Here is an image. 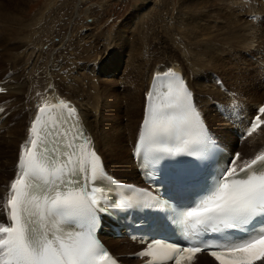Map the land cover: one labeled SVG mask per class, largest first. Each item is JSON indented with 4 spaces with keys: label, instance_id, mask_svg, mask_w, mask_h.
Here are the masks:
<instances>
[{
    "label": "snow or ice",
    "instance_id": "obj_1",
    "mask_svg": "<svg viewBox=\"0 0 264 264\" xmlns=\"http://www.w3.org/2000/svg\"><path fill=\"white\" fill-rule=\"evenodd\" d=\"M164 75L171 78L166 90L145 96L134 157L146 148L156 160L202 159L216 147L214 140L184 80L171 71ZM58 108L66 113L53 116ZM258 113L248 136L264 123V106ZM77 117V109L63 99L38 107L19 149L7 222L0 220V264H117L97 236L98 214L106 211L102 157ZM240 160L235 153L212 177L174 172L173 189L187 192L189 203L172 214L185 244L168 243L174 255L167 260L192 264L204 254L210 264H264V152L243 166ZM159 246L150 242L140 255L152 256Z\"/></svg>",
    "mask_w": 264,
    "mask_h": 264
},
{
    "label": "rangeland",
    "instance_id": "obj_2",
    "mask_svg": "<svg viewBox=\"0 0 264 264\" xmlns=\"http://www.w3.org/2000/svg\"><path fill=\"white\" fill-rule=\"evenodd\" d=\"M3 1L5 2V0ZM241 1L13 0L5 13L7 16L13 15L15 13V3L19 4L17 8L20 10L24 9L25 21L32 25V29L31 33H28L30 30L26 32L27 34L22 40L21 49L12 53L10 58L7 56L6 61H0V70L6 64L11 63L9 71L6 69L0 74V77L5 73L8 77L20 76L16 84L19 85L17 89L20 88L21 94L20 96H15L16 104H20V111L16 115L13 113L10 119L14 121L25 119L30 112L29 108L26 107L27 102L35 101V103H38L44 100L53 92L46 93L49 90H54L55 87L58 95L73 98L75 101H78L81 96H93L92 98L104 100L107 105L103 108L116 114L115 116L111 114L112 118H108L107 127L111 126V130L113 129L117 132L124 125L127 130H134L135 128L134 132L136 134L139 122L134 126V118L131 119L132 117L123 115V111L127 108L125 101H128L129 94H131L129 80L133 76V78H141L142 81L143 72L145 73L148 70H143V67H155L153 69L155 71L159 66L168 67L169 65H175V63L184 67H187L188 64L191 65L193 68L202 71L205 79L208 75L210 77V73L216 75L217 73L219 75L223 73L232 87L243 92L244 96H248L249 92L245 91L247 87L252 89L251 87L254 84L259 85L257 78V76L259 77V72L255 69L256 64L254 63L256 56H259V54L251 49H256L257 44H259V47L262 46L261 49L263 48L262 52H264V37H262V42L261 37L257 39L259 40L258 42L254 39L252 48H247V50L250 49L248 51L254 57L249 56V58L242 54L246 53L243 47H240L244 15L236 9L238 8V2ZM249 1V3L242 2L248 12L255 11L251 12V14H254L256 10L259 13L263 11L264 15V9L260 8L262 0ZM149 7L151 9L148 10ZM199 11L204 12L200 13ZM40 13H42V16L36 18L37 14L41 15ZM73 13H76L74 17L79 14V19L71 22ZM199 14L202 16L200 15L201 17H199ZM248 14L250 15V13ZM70 15L72 16L70 17ZM217 18L222 23H219L220 21ZM30 20L33 21L30 23ZM245 20L247 21L248 18H245ZM231 21L233 25L235 23V26L229 24ZM209 23L214 26H211V24L209 26ZM226 24L234 28L231 26L225 28ZM254 24L260 30L259 33H261L264 30L263 16L261 17L260 15V18L254 21ZM206 25L207 27H205ZM221 25L222 28L220 30L219 26ZM228 28L233 29L231 30L232 32L228 31L230 30ZM234 29H238L236 30L237 32ZM82 30L85 32H82ZM87 30L90 35L86 34ZM228 33H234L235 35L231 36ZM64 36L68 37V40H64ZM234 36L237 37L235 38ZM225 37L228 38L225 39ZM229 38L230 41L232 39L233 43L232 41L228 42ZM4 40V36L0 35V45L5 43L6 40ZM10 47H12V43L8 42L9 53L13 52ZM78 62L87 63L89 66L94 65L102 75L80 72L77 66L75 69L76 73L71 72L74 76H71L70 73L68 78H64L55 70V67L71 69L73 64ZM261 62V68L264 72V60ZM31 66L35 67L32 68ZM26 69L29 71H26ZM21 82L22 84L20 85ZM67 82L70 84L68 89L64 86ZM261 85L264 87L263 75L261 76ZM72 89L76 90V92H73ZM131 90L133 89L131 88ZM133 92L137 95L135 90ZM226 100L227 97L225 98L223 95L222 98H219L222 103H225ZM140 101L142 102V97H140ZM249 105L251 107L250 110L253 111L255 109L254 104ZM118 107H121L119 108L120 110ZM212 109L214 110L213 106ZM140 110L139 108V117L141 116ZM15 127H20L19 131H21L22 123H17ZM262 129H264V126ZM225 132H227L226 128ZM229 133L231 134V132ZM232 142L235 144L234 139ZM113 144L120 150L118 153L122 161L130 158L126 150L127 143L124 142L122 144L121 139L120 141L115 139ZM3 160V157L0 158V165ZM6 167L5 169H8ZM1 203L0 196V208ZM0 220L4 221L1 215ZM132 250L130 248L126 251ZM125 255L127 254H123L122 260L128 261L126 264L137 263V261L127 258V256L125 258ZM123 261L122 263H124Z\"/></svg>",
    "mask_w": 264,
    "mask_h": 264
},
{
    "label": "bare ground",
    "instance_id": "obj_3",
    "mask_svg": "<svg viewBox=\"0 0 264 264\" xmlns=\"http://www.w3.org/2000/svg\"><path fill=\"white\" fill-rule=\"evenodd\" d=\"M12 1L13 0H5V2L3 0L0 1V35L1 36L3 35L5 40H6V41L4 40L5 41L4 44L0 45V61L1 60L6 61L7 56H8V58H10L12 53L19 51L21 49V46H22V40L27 34L26 32L28 30H30L28 33H31V29H32V25L29 24V22L25 21V17L23 15L24 9L20 10L17 8L19 6V4L15 3V7H14L15 13L11 16H7L5 11ZM200 1H202V0H200ZM258 1H261V0H258ZM262 1L263 2L260 3V5H261L260 8L263 10L264 9V0H262ZM228 2H237V0H228ZM242 2L243 1L238 2V8L235 7L239 13H242L244 15L243 27L242 28L240 27L242 29V30L240 29L241 34H242V38H241L242 42L240 43V45H241L240 47H243V49L246 52V53H242L244 56L254 57V55H252L251 52L248 51L250 49L247 50V48H252V43H253L252 41L254 39H256V42H258L259 40H257V39L259 37H261V42H262V37H264V30L261 31V33H259L260 30H258L254 26L255 25L254 21H248V20L246 21L245 20V18L247 19V16L249 15L248 13L251 14V12H248L244 8V4H242ZM18 3H20V2H18ZM216 5L219 7L218 4H216ZM141 8H143V7H141ZM149 9H151V7H149L148 10ZM253 12H255V11H253ZM261 12L262 13H259L256 10V13H254V14L261 15V17L263 16V18H264L263 11H261ZM40 14L41 15L37 14L36 18L41 17L42 13H40ZM74 14H76V13L72 14L73 17L71 18V22L79 19V14L75 15L76 17H74ZM205 14H206V12H205ZM205 14H203V15H205ZM210 14H211V12H210ZM216 14H218V13H216ZM72 15H70V17ZM200 15L201 14H199V17L202 16V15L201 16ZM206 16H207V14H206ZM50 18H52V17H50ZM206 18L209 19L208 17H206ZM211 18H213V17H211ZM34 20L36 21V19H34ZM217 20L220 21V19H218V18H217ZM31 21H33V20H30V23H31ZM202 21H203V19H202ZM232 21L229 24H232ZM208 22H209V20H208ZM39 23H41V22H39ZM219 23H222V22L220 21ZM224 23H226V22H224ZM27 24H29V25H27ZM210 24L211 23H209V26H210ZM238 24H240V23L238 22ZM222 25H225V24H222ZM222 25L219 26V29L222 28ZM211 26H214V25L211 24ZM228 26L229 25L226 24L225 28ZM233 26H235V23ZM233 26H231V27H233ZM236 26H237V24H236ZM205 27H207V25ZM211 28H213V27H211ZM223 28H224V26H223ZM228 29H230V28H228ZM220 30H219V32H220ZM231 30H233V29H230L228 31H231ZM236 30H238V29H236ZM199 32H200V30H199ZM86 34L90 35L88 30H87ZM228 34H230V33H228ZM233 34H230V35L232 36ZM231 36H230V38H232ZM227 38L225 37V39H227ZM230 38H229L228 42H231L233 39L232 38L230 41ZM235 38H234V40H235ZM66 39L68 40V37L64 36V40H66ZM19 41H20V43H19ZM8 42H10V44L12 43V47H10V48H12L13 52H11V53H9V48H7ZM223 42L227 43L226 41H223ZM232 43H233V41H232ZM261 44H263V43H261ZM257 45L258 46L256 47V49L252 48L251 50L255 51V53L259 54V56H256V59L254 62L256 64L255 69H257V71L259 72V77L257 76L259 85L254 84L253 87H251L252 89H249L250 87H247V90H245V91L249 92L248 96L247 95L244 96L243 92H241L240 90H238L235 87H232V85L228 82V80L226 79V76L223 73H220L221 75H219V73H217V75L210 73L211 77L214 80H219V82L222 86H225L226 88H228L232 92L228 98L229 100L233 99V97H232V94H233L236 96L235 98H237L238 104H243L244 109L246 108L245 106H247L246 111H249L248 114L251 117L256 114V109L259 106L264 105V90H263L264 87H263V85H261V76L262 75L264 76V72L261 68V64H262L261 61L264 60V54H262V53H264V52H262V49H263V48L261 49L262 46L259 47V44H257ZM63 63H65V62H63ZM81 64H82V66H81ZM10 65H11V63L6 64L0 70V74L3 71H5L6 69H8L7 71H9ZM77 66H78V71H80V72H86L87 74L92 73L94 75H98V74L102 75V73L99 72V70L95 71L94 68L90 69L88 67L87 63H79V62L74 63L73 67L71 69H69V68H58V67L56 68L55 67V70L57 71V73L59 75L63 76L64 78H68L71 72L74 74L76 73L75 69ZM31 67L33 68L35 66H31ZM154 68L143 67V70H145V69H148V70L145 73L143 72V80L142 81H141V78H138V77L133 78V76L129 80L130 87L133 90H135L137 95H135L133 90H131V88L129 87L131 94H129L130 96L127 94L129 96L128 97L129 99H128V101H125L127 103V105L125 104L127 106V108L124 110L125 112L123 111V115L128 116L130 118L132 117L131 119L134 118L133 119L134 120L133 121L134 126L137 122H139L136 134L134 132L135 128H134V130H127L124 127V125L117 132H116V130H113V129L111 130V126L107 127L108 122H109L108 118L111 117V114H113V116H115L116 114L111 113L107 109L103 108L104 106L107 105V103L104 102V100H102V99L98 100V99L92 98L93 96L92 97L81 96L78 98V101H75V100H73V98H69L67 96L63 97L62 95H58L56 93L57 90L55 87H54V90H52V91L49 90V92L46 93V94H48V93L53 92V93L49 94L44 100H42L38 103H35V101L27 102L26 107L29 108L30 112L28 113V116L25 117V119H19L16 121L11 120L10 116L13 115V113L16 115L20 111V104L17 105L16 99H15L16 95L20 96V94H21L20 88L17 89V87L19 85L16 84V81L20 78V76L14 75V76L8 77V75H6V73L4 72L5 74L0 77V89H3V91H0V110H2V111H0V158H2V157L4 158L3 162L0 165V196H1V200H2L1 208H0V215L4 218L5 222H7L6 201H7L11 181L13 180V178L16 174V171H17V157H18L19 149H20V146L25 142V140L27 138L28 128L34 119V116L37 114L38 107L43 106L45 101L49 102L50 104H53V103H57L58 99H63L66 102H68L71 107H75L77 109L78 117L80 119H82L83 122L85 123L88 135L94 143L95 150L103 158L107 170L116 179H118L119 181L125 182V183H134V182L138 181L137 174L135 171V167L132 163L131 156L129 158L130 160L129 159L125 160V161L121 160L119 153H118V151H120V150L117 149V146L114 145L113 142L115 139L118 141H120V139H121L122 144L124 142L127 143L126 144V150L128 151L129 155L131 154L130 153L131 147L129 145V142H131L132 140L134 142L135 138L138 136V130H139L141 121L143 119V111H144V107H145V96L149 92L151 81L153 80V78L155 76L163 75L164 73L169 72V71L183 75L184 80H185L187 86L189 87L190 91L192 92L193 97H194L195 106H196L197 111L200 113V116L203 118L205 125L213 133V135H214V132L216 133V135H214V137L217 136L219 138L218 139L215 137L216 141L219 144L221 143L222 145L221 144L220 145L223 146L225 149H227L230 153L233 154V153L237 152L240 154L241 160L237 161L238 165L243 166L242 161L248 160V159H253V158H255L256 155H259L261 152H264V129H261V126L259 128L261 130L255 132L254 134H252L249 137H245V140L247 142H245V143L239 142V141H237V139H235V136L233 133L234 126L228 124L226 121L221 119L219 114L212 109L213 101H215V103H213V104H215L214 109H216L219 105H223V103L219 101V98H222V95L224 97H226V96L222 92H220L217 87H215L213 82L210 81L209 75L206 76V79H205L204 73L202 71L193 68L189 64L187 65V67L176 65V63H175V65H171V66L169 65L168 67L159 66L157 68V70L153 71ZM185 68H187V69H185ZM209 69H212V68H209ZM26 71H29V70L26 69ZM188 72H190V74H188ZM72 73H71V76H74V74H72ZM191 77H192V81H191ZM139 81H141V82H139ZM68 82H70V80H68ZM68 82L64 84V86L67 89L69 88V85H70ZM192 83L195 85L193 86ZM21 84H22V82L20 83V85ZM72 90H73V92H76V90H74V89H72ZM95 91L97 92L96 89H95ZM105 92L107 93V91H105ZM140 97H142V102L140 101ZM249 104H254L255 109L253 111L250 110L251 107ZM110 106H111V104H110ZM113 106H112V108H113ZM119 108H121V107H118V109ZM139 108L141 109L140 110L141 111L140 117H139V113H138ZM233 117L234 118L230 117V121L236 119V117H238V116L234 115ZM262 117H263L262 120L264 121V115ZM118 118H119V116H118ZM19 122L22 123V130L21 131H19L20 127H15L16 124ZM244 123L239 122L237 125H235V127L237 126L238 128H240V130L244 129V126H243ZM225 128L227 129V132H225ZM229 132H231V134ZM236 136H237V133H236ZM256 136H258V137L256 139H253ZM122 138H124V139L122 140ZM233 139L235 140V144L232 142ZM133 142H132V144H133ZM13 152H14V154H13ZM5 166H7L8 169H5ZM101 236H102V239L104 240L106 246L112 252V254L114 256H116L117 258H119V260H121V262L123 261L122 260L123 254H127V255H125V258H126V256L128 258V256H130L131 254H134L135 252H137L141 248L140 246H137V245L129 242L125 238L114 237L113 234L110 232V228H109L108 224H105V228L102 230ZM130 248H132L133 250L132 251H126L127 249H130ZM131 260H135V259H131ZM135 261H137V260H135ZM123 262H124L123 264L128 263V261H123ZM138 263H139V261H137V263H135V264H138ZM194 264H210V259L207 258L205 255H200L197 257L196 262Z\"/></svg>",
    "mask_w": 264,
    "mask_h": 264
}]
</instances>
